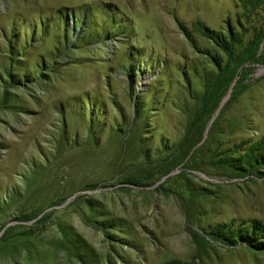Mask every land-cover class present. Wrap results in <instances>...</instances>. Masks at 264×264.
Returning <instances> with one entry per match:
<instances>
[{
	"label": "rangeland",
	"instance_id": "374dc122",
	"mask_svg": "<svg viewBox=\"0 0 264 264\" xmlns=\"http://www.w3.org/2000/svg\"><path fill=\"white\" fill-rule=\"evenodd\" d=\"M0 264H264V0H0Z\"/></svg>",
	"mask_w": 264,
	"mask_h": 264
}]
</instances>
